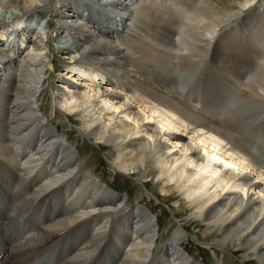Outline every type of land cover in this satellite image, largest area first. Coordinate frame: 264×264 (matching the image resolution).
<instances>
[{
	"label": "bare ground",
	"instance_id": "obj_1",
	"mask_svg": "<svg viewBox=\"0 0 264 264\" xmlns=\"http://www.w3.org/2000/svg\"><path fill=\"white\" fill-rule=\"evenodd\" d=\"M6 1L0 264H28L61 244L60 264H196L180 252V229L157 246L159 220L92 178L41 111L53 63L47 29L32 23L33 12L53 6L61 9L59 48L75 62L67 84L52 91L54 105L78 117L122 172L151 176L179 208L185 202L215 247L264 264V0ZM173 138L184 150L167 143ZM16 158L23 165L9 161ZM20 223L31 232L8 240Z\"/></svg>",
	"mask_w": 264,
	"mask_h": 264
},
{
	"label": "rangeland",
	"instance_id": "obj_2",
	"mask_svg": "<svg viewBox=\"0 0 264 264\" xmlns=\"http://www.w3.org/2000/svg\"><path fill=\"white\" fill-rule=\"evenodd\" d=\"M1 1L7 2L6 0ZM221 1L227 3L231 0ZM235 1L240 2L244 0ZM62 3H59V5L61 6ZM56 5H58V3ZM60 13L61 9L59 7H46L38 12H33L34 21L32 22L34 25H39L40 22H42V25L45 24V28L47 29L45 30L47 31L45 36L48 37V42L51 44L45 55L48 58V63H53V65H47V75L45 76V82L42 87L44 93H46L44 96L41 95L39 103L41 111L49 118L50 126L59 133L60 137L63 138L80 157H82L83 165L88 170V173L92 175V178L99 179L105 187L120 196L122 195L131 204H139L145 209H148L154 220H159L161 224V236L159 237L157 246H160L164 234H168L169 232L171 236L175 230L180 229L182 231L181 241L179 242L180 252L184 256H188L190 260L195 261L196 264H260L258 262L251 263L253 257L247 258L243 253H233L232 251L234 249L229 250L226 247H215V241L206 239L205 236L207 232L191 222L197 220L199 217H194V213L184 210L187 207L185 202H181L179 208L175 201H173L172 196L171 199H169L170 195L164 193L158 181L152 180L151 176L147 180L146 178L142 179L136 174H126L122 172L114 164L111 156L112 153L110 152L111 150L108 148L102 149L98 141L88 137V135L84 133L82 126L78 123V117H70L68 112L54 105L52 91H56L60 84H67L66 81L68 82V80L65 79L67 77V79L70 80L68 76L74 74L73 72L71 73V70L72 64L75 63H70L69 59L65 57V51L59 48L60 41L62 40V36L60 35H62L63 32L58 28L59 16H56V14L60 15ZM50 18L51 21L49 20ZM48 21H50L49 24ZM51 23L53 24L51 25ZM247 37L245 38L246 40H250L254 43L256 42L253 38L248 39ZM101 77L99 80L102 79ZM108 84L110 83H104V81L102 83L105 87ZM67 88L65 87V89ZM60 110L61 112H59ZM172 132L185 140L190 139L189 136H182V134L174 130ZM167 143L175 146V150H184V140L181 141L178 138H173L169 141L167 140ZM2 159L3 161L6 160L4 158ZM24 160L25 159L19 160L16 158L14 162L11 160L9 161L13 164L18 163L23 165ZM24 166L26 165L24 164ZM144 183H148L149 185L146 184V186ZM185 225H187V227H185ZM218 251L220 254H217ZM3 258L5 259L6 257Z\"/></svg>",
	"mask_w": 264,
	"mask_h": 264
}]
</instances>
